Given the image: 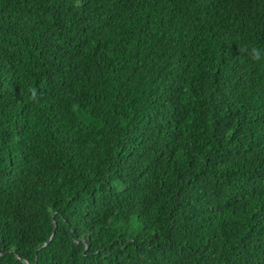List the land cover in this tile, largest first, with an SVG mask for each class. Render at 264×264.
<instances>
[{
	"label": "trees",
	"instance_id": "obj_1",
	"mask_svg": "<svg viewBox=\"0 0 264 264\" xmlns=\"http://www.w3.org/2000/svg\"><path fill=\"white\" fill-rule=\"evenodd\" d=\"M264 0H0V264H264Z\"/></svg>",
	"mask_w": 264,
	"mask_h": 264
},
{
	"label": "clouds",
	"instance_id": "obj_2",
	"mask_svg": "<svg viewBox=\"0 0 264 264\" xmlns=\"http://www.w3.org/2000/svg\"><path fill=\"white\" fill-rule=\"evenodd\" d=\"M240 51L245 53L253 63L264 64V48L255 44H245L241 46Z\"/></svg>",
	"mask_w": 264,
	"mask_h": 264
}]
</instances>
